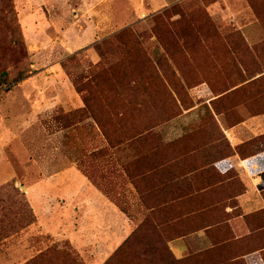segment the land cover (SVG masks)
Masks as SVG:
<instances>
[{"label":"rangeland","instance_id":"1","mask_svg":"<svg viewBox=\"0 0 264 264\" xmlns=\"http://www.w3.org/2000/svg\"><path fill=\"white\" fill-rule=\"evenodd\" d=\"M147 61L149 96L139 86ZM106 67L116 85L127 72L138 88L122 95L105 82L102 104L127 107L113 127L125 135L154 125L146 141L112 147L98 123L82 117L75 81ZM2 71L9 81H0V264L54 250L81 264L118 262L131 235L147 237L136 234L156 211L164 217L191 206L203 223L218 221L221 200L213 196L170 205L190 192L182 169L164 165L171 145L182 154L196 145L187 163L204 166L201 178L212 164L205 146L228 147L232 126L243 122L232 130L238 141L264 139L255 138L264 133V0H0ZM20 71L24 79L12 82ZM201 153L210 156L196 162ZM159 203L168 210L150 208ZM183 237L169 242L177 258L210 251L217 259L214 248L179 256L172 243Z\"/></svg>","mask_w":264,"mask_h":264},{"label":"trees","instance_id":"2","mask_svg":"<svg viewBox=\"0 0 264 264\" xmlns=\"http://www.w3.org/2000/svg\"><path fill=\"white\" fill-rule=\"evenodd\" d=\"M119 37H121V35ZM157 63L162 68L166 66V61L161 56L159 57ZM145 64L148 70H142V75L139 79V86L143 88L144 94L146 96H149L150 86L143 82H145V76H147L146 78H148L149 76L151 77L149 70V68H151V63L150 61H147ZM112 71L113 68L111 67L101 68L97 71L92 70L91 77L87 82L83 83L75 81L76 89L78 90V92L83 94L84 105L80 109L82 117L85 119L93 118L98 123L101 130L104 132L110 146L112 147L119 146L120 144H124L125 142L130 145L142 143L143 140L146 141L145 139H147V136L149 134L151 135V130L152 128H154V125L150 126L149 123H145L143 129L138 130L137 132H131L122 135L117 132L116 127L113 126L114 123H120L121 121H123L127 110L126 105L122 104L119 100H117L116 102L114 101L112 105H110V103L102 104V93L104 92L103 86L104 84L106 85L105 82H107L108 79L110 80V88L116 91L118 87V90L120 89V93L123 90L122 95L132 96L138 90L136 82H133V80H127V77L130 76V74L127 72L123 73L120 78L121 81H118L121 87L119 86V83L118 85H116L117 83L112 78ZM25 75L26 71H20L11 79V81L19 82L20 80L24 79ZM0 81H2L3 83L9 81V74L7 73V71L1 72ZM94 89L98 92L94 91ZM98 94L100 95V99ZM100 102L102 106L100 107V109H98L95 103L98 104ZM129 102L131 103V99ZM103 107L105 108V111H103L102 113L101 111ZM171 147L172 148L168 150L169 157L165 158L164 160V165L171 167V172L176 167L182 169V173L186 174L185 178L181 179L183 183L184 179H187L190 175H194L193 177L195 178L197 177L196 175L202 173L204 169L203 165L200 164L197 166H191L187 163L188 158H193V154L196 148L193 149L194 152H192L190 148H186V151L184 150V154H182L175 145H171ZM210 147L211 148L205 151H212V146ZM151 152L153 156L159 155V153L153 151V148L151 149ZM209 156L210 155L204 154V157L206 159H208ZM212 158L213 155L210 156V160H212ZM168 160L169 162H167ZM165 162L171 164L168 165ZM146 178L148 180V176ZM202 198L204 197H202L201 194H195L193 191H190L188 193L182 194L179 197L168 199L170 200V205L175 204L179 206L178 202L181 200H193L194 202L200 203V200ZM143 200L146 201L147 199L143 197ZM150 208H152L153 211H155L156 209H161L163 211L168 210V208L161 203L155 206L152 205ZM185 210L186 211L180 212L178 214L169 213L164 217L161 214L163 212L156 211L152 213V216L147 218L145 221L144 225L146 227L143 229V231H145L136 234L137 237H139L141 234L144 237H147H145L142 242H138V240H134L135 235H131V237L126 240V242L119 248L117 252L118 262L113 259V262H107L106 264H119V255L125 257L124 264H228L229 261H226L225 259L223 260L219 257L220 252L218 250L217 253H214L217 259L212 258L210 251L206 253H196L183 258H177L174 255L173 251L170 248L169 242L175 238L183 237L191 232H194L195 230H197L198 226H200V222L202 224L205 221V216H198L196 211L197 208L188 206ZM187 222L195 223L194 225H190ZM176 225L179 226L178 229H175ZM201 226H203V228H208L209 226H211V224H209V222H206ZM147 233H151V235H148ZM155 236L156 239L154 240L150 238ZM56 251L57 250L42 254L35 260L29 261L26 264H48L51 258H57V260L60 262L59 264H81L75 258H72L70 256V260H68L62 255L58 254V252Z\"/></svg>","mask_w":264,"mask_h":264},{"label":"crops","instance_id":"3","mask_svg":"<svg viewBox=\"0 0 264 264\" xmlns=\"http://www.w3.org/2000/svg\"><path fill=\"white\" fill-rule=\"evenodd\" d=\"M240 124L229 128L228 147L219 146L220 151L214 153L212 146L209 176L207 174L200 178L199 173L194 178L190 175L183 183L195 194L213 196L221 202L217 203L218 211L212 220L216 221L217 218L218 221L213 226L202 228L172 243L174 252L181 257L191 251L214 248V253L219 251V257L223 260L225 255L230 256V264H264V139L252 141V137L238 141L232 130ZM262 135L264 133L255 138ZM185 148H196V145L186 144ZM209 148L207 145L204 150ZM227 148L228 153H223ZM204 159L202 154L196 162ZM226 201L233 203L223 207ZM233 251L237 253L232 255Z\"/></svg>","mask_w":264,"mask_h":264}]
</instances>
